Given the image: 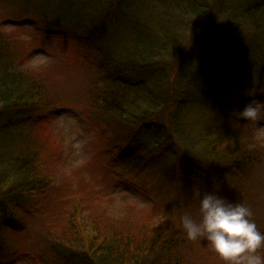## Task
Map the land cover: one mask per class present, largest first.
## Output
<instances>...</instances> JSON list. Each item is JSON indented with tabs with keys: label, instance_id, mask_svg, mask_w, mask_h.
I'll return each instance as SVG.
<instances>
[{
	"label": "rangeland",
	"instance_id": "1",
	"mask_svg": "<svg viewBox=\"0 0 264 264\" xmlns=\"http://www.w3.org/2000/svg\"><path fill=\"white\" fill-rule=\"evenodd\" d=\"M10 1L13 3L8 5L3 4L4 0H0V21L4 17L14 21L20 19L33 21V25L28 23L24 27L17 28L10 25L4 27L0 24L4 41L11 44L9 56L19 61L17 72L13 71V74L22 76L21 70H24L27 76L42 84L44 92L38 100L39 104L33 105L32 102L27 106L33 108L29 110L28 116H37L34 120H24L28 124L25 128L29 136L34 134L33 127L35 130L38 129V140L46 173L54 176L62 182V185L71 183L70 190H72L71 193L68 190L65 201L58 205L52 197L46 207L40 204V197L33 203H22L25 205L24 210L29 212L22 213L21 216L29 221L31 226L25 231L5 235L9 241V248L13 249L16 258L26 252L35 254L34 248L37 246H39L38 252H41L44 248L37 241L42 234V238H46L55 255L65 251L67 253L65 256L68 258L83 251L92 238L99 239L100 242L119 231L133 233L143 230L158 233L162 229H168L170 230L168 234H171L175 228L180 233H184L180 216L185 212H191L194 217L197 215L198 201L195 190L190 191L192 194L184 199L182 196L184 189L176 191L175 186L173 190L167 192L165 179L159 176H156L158 180L155 179L152 169L128 172L127 169L116 167L110 157L118 149L116 144H112L113 132L108 134V140L102 138L99 135V131L103 130L102 125L97 119L95 125L89 123L90 127L87 129L83 127L86 125L83 119L90 113L88 92L92 89L96 71L93 72L90 68L88 70L86 64L78 61L75 47L70 42L61 40L60 36H47V32L49 35L54 34L56 27L53 25V20L43 18V12L41 13L35 6L42 0H34L32 3V0L30 1V6L38 14H42L41 16L22 11L24 6L21 7L20 0ZM46 1L58 3L59 8L63 9L62 14L68 7L71 12L76 6H81L82 15L98 12L99 6L107 2V0ZM187 1L189 0H119L117 5L122 12V23L120 22L118 27L120 30L124 29L123 34H127L126 41L129 44L154 43L156 35L162 42L157 54L159 59L157 58L152 67L154 73L157 72L154 75L157 78L160 75L168 78V83L156 81L153 74L148 73L146 78L149 80L143 78L142 81H149L145 85L147 86L145 89L149 91V99H154L155 103H161L165 99L166 106L172 103V112L176 111V114L186 116L189 122L200 121L208 125L210 117L214 115L222 117L223 113L231 118L233 123L231 130L236 135V143L224 140L209 152L196 149L192 152L198 160L205 159L207 164L205 163L203 170H206L203 174L211 181V185H214L215 181L216 184L224 187L223 189L219 187L222 196L230 201L244 202L250 206L253 211L252 219L257 226L263 225L264 230V120L249 122L237 120L233 115L234 111L242 108L250 99L264 100V62L261 60L263 62L261 65L259 58L253 55L249 62H245L249 64V69L241 65L237 71L243 82L238 89L233 86V82L237 81L233 77V80L229 78L230 76L217 77L212 81V74L207 72L205 62V51L210 50L212 54L220 53L221 56H227L234 53L233 50L237 48L250 52L254 44L257 45L261 40L264 42V0H196V3L200 1L198 4L202 7L197 9L194 15L179 9L180 3ZM245 7L253 14L252 18H254L251 22L244 17L241 18L242 20L238 18ZM63 18L65 19V16ZM44 19L48 21L44 22ZM58 29L67 31L65 27ZM164 29L167 32L162 31ZM229 40H232L231 46ZM263 47L264 44L258 51H262L264 58ZM204 72L208 76L203 91L212 102H216V98L223 102L225 108L221 112L217 108L212 110L207 105L206 110L203 111L197 108L191 109V104L186 106L183 102L179 104L178 98L184 95V88H187L189 82L196 79L206 84ZM139 76L141 75L136 73L128 75L125 81L136 84L139 82ZM152 77L154 84L151 86ZM10 80L13 78L10 77ZM27 81L30 83L31 80ZM146 95L148 96L146 92L141 95V102L146 101ZM175 99H178L176 104ZM206 99L205 96L200 98L203 102ZM162 112L163 110L161 115ZM155 115L150 114L149 119ZM171 121L173 117L168 119L166 117V121L163 120L165 135L172 131ZM191 125L189 124L190 127L193 126ZM193 133L200 134L196 128ZM218 136L219 134H213L212 138L216 139ZM172 145L178 153H184L185 149L188 151L185 146V148L178 147L175 143ZM235 148L243 156L251 153L252 157L249 158L254 159L256 165L245 168L244 165H239L243 160L237 164H233L230 159L224 162V157L236 155ZM208 158L210 161L207 160ZM229 167L232 170L231 178L236 179L233 187L231 184H224L216 175V171ZM42 176L45 177L43 172ZM25 193L23 191L20 195ZM16 195L18 196L5 195L0 199V203L9 204V198L11 201L21 202L23 198L19 194ZM37 201L38 206L35 207ZM9 206L14 208L12 205ZM30 214H33L32 218H29ZM51 217L57 218L58 224L53 223L50 226L51 231L46 235L42 233L39 224ZM61 225H71L72 229L65 234ZM90 230L94 233L90 234L92 235L90 238L88 235L90 241H86L85 234ZM96 230L99 232H95ZM194 242L200 245L199 249L193 247L194 250H198L195 254L198 259H203L205 262H214V260L222 262L208 247L206 240L198 239ZM50 250L48 249L42 258L44 264H53L55 261V256ZM42 261L38 264H43ZM17 264L37 263L25 259L20 263L18 261Z\"/></svg>",
	"mask_w": 264,
	"mask_h": 264
},
{
	"label": "trees",
	"instance_id": "2",
	"mask_svg": "<svg viewBox=\"0 0 264 264\" xmlns=\"http://www.w3.org/2000/svg\"><path fill=\"white\" fill-rule=\"evenodd\" d=\"M20 1L21 7L24 6L22 11L42 15L30 6L31 0ZM118 1L107 0L105 4L99 6L98 12L85 13L84 15L81 13V6H76L71 12L70 7H68L65 9L66 12L62 14L63 9L59 8L58 3H47L46 0L40 1L39 4L35 2V6L41 13L43 12V18L53 20V25L56 27L54 29L59 33L60 39L70 42L75 47V55L78 57V61L86 64L88 70L90 68L91 71L97 73L92 82V89L88 92L90 113L83 119L86 124L83 127L87 129L91 124L95 125L97 119L102 125L103 130L99 131L102 138L108 140V134L113 132L112 144H116L118 149L110 157L117 168L127 169L128 172L152 169L155 179H165L164 184L167 186V189L165 188L167 192L173 190L175 186L176 191L184 189L182 193L184 199L192 194L190 191L195 190L194 193H196L198 187L202 190L212 191L214 185H211V181L206 179L203 174L206 170H203L204 166L207 163L204 161L205 159L199 158L198 160L192 151L196 149L197 151L209 152L215 145L224 140L236 143V135L231 130L233 125L231 118L222 112L224 115L222 117L217 115L210 117L208 125L206 122L200 121L190 120L189 122L186 116L176 114V111L172 112V103L166 106L165 99L161 102L162 104L155 103L152 98L149 99V91L145 89L147 87L145 85L149 81H142L148 73H152L156 81L168 83V78L164 76L160 75L157 78L154 75L157 72L154 73L152 67L158 58L157 54L162 42L156 35L154 43L129 44L126 41L127 34H123L124 29L121 28L120 30L118 27V24L122 23V12L117 5ZM12 3L10 0H4L3 4L10 5ZM198 3L196 0H189L180 3L179 9L194 15L197 13L196 10L202 7ZM66 14L69 20H67ZM252 15L245 7L238 18L242 20L241 18L244 17L248 22H251L254 18ZM6 19L4 17L0 21L4 27H6L4 24ZM43 21L47 22L48 20L44 19ZM12 27L17 28L19 25ZM59 27H65L67 31L58 29ZM162 31L167 32L165 29ZM3 36L4 34L0 31V199L5 195L18 196L16 194L20 195L23 191L26 193L20 195L23 198L21 202L19 200L11 201L9 198V204L0 203L2 207L0 209V264H17L18 261L20 263L25 259L38 264L48 249H51V254L55 256L53 264H222L219 260L205 262L203 259H198L195 255L198 250H194L193 247L199 249L200 245L187 240L185 234L180 233L175 228L171 234H168L170 232L168 229H162L158 233L143 230L133 233L119 231L100 242L99 239L95 238L90 241L89 238L92 236L90 234L94 233L90 230L86 234L84 233L85 240L90 241V243L84 247L83 251L68 258L65 256L67 254L65 251H62L60 255L58 253L55 255L50 244L46 242V238H42V234L40 238L38 237L39 239L37 238L38 244L44 248L41 252H38L39 246H37L34 248L35 254L26 252L16 258L13 249L9 248V241L5 235L25 231L28 226H31V223L21 216L22 213L29 212V210H24L23 206L25 205L22 203L30 204L36 198L39 200L40 197V204L46 207L52 197L55 199V204L58 205V203L65 201L71 183L62 185V182L46 173L41 145L38 140V129L35 130L33 127L34 134L28 135L27 128H25L28 124L24 120H34L37 115L28 116L29 110H33V108L27 106L32 102L33 105L39 104L40 101L38 102V100L44 94L43 86L37 80L27 76L24 70H21L22 76L13 74V71L17 72L16 68L19 67V61L9 56L11 44H7ZM228 43L231 46L232 40H229ZM262 44H264L263 40L259 41L257 45L254 44L250 52L244 49L243 51L238 48L234 49V53L227 56H221L220 53L212 54L210 50L205 51L206 70L212 74V81L217 77L230 76L229 78L232 79L233 77L237 81L233 82V86L238 89V86L243 82L237 71L241 65L243 64L242 67L249 69V64H245V62H249L253 55L264 62L262 51H258ZM212 48L214 50L213 46ZM263 62L261 61V65ZM135 73L141 75L138 83L132 84L125 81L126 76ZM207 76L206 73L204 78L206 84H202L200 80L196 79L191 83L189 82L186 85L187 88H184V95L178 98L179 104L182 102L185 106L191 104V109L197 108L203 111L208 106L212 110L217 108L221 112L225 108L223 102L219 98H216V102H212L203 91L207 85ZM10 77L13 80H10ZM153 77L150 80L151 86L154 84ZM27 80H31L30 83ZM29 90L36 91L31 92ZM144 92L148 94L147 97L145 96L147 98L145 99L146 103L140 101ZM37 93L38 95H36ZM151 93H154L152 88ZM197 93L198 95H196ZM231 94L233 95L234 91ZM164 95L166 96V94ZM201 96L207 98L205 102L200 100ZM178 99L174 100L175 104ZM162 110L163 115H161ZM84 114L86 115L85 112ZM150 114L156 115L149 119ZM169 116L173 117L170 124L172 131L165 135L163 120L166 121V117L168 119ZM189 124L193 126L190 127ZM194 128L198 129L200 134L195 135L193 133ZM213 134H219V136L214 139L212 138ZM174 143L178 147H186L188 151L185 149L184 153L176 152L172 145ZM109 146L111 147V145ZM237 150L235 148L237 156L224 157L223 161L230 159L233 164H237L243 160L242 164L239 163V165H244L245 168L256 165L254 159H250L251 153H246L243 156ZM207 160L210 161L209 158ZM231 171L230 167L223 168L216 171V175L224 184H231L233 187L236 179L231 178ZM42 172L45 177L42 176ZM219 186L221 189L224 188ZM220 191L219 189L221 195ZM34 206H38V201ZM32 217L33 214H30L29 218ZM53 223L58 224L57 218L51 217L39 224L42 233L47 235L51 231L50 226ZM262 227L258 226L259 230L264 233ZM61 229L66 234L72 229V226L61 225ZM95 232H99V230ZM36 240L35 245H37ZM262 250L260 252L264 255V250ZM42 263L44 264L43 261Z\"/></svg>",
	"mask_w": 264,
	"mask_h": 264
},
{
	"label": "clouds",
	"instance_id": "3",
	"mask_svg": "<svg viewBox=\"0 0 264 264\" xmlns=\"http://www.w3.org/2000/svg\"><path fill=\"white\" fill-rule=\"evenodd\" d=\"M233 115L249 122L264 120V100L250 99ZM219 187L214 181L212 191L196 189V217L191 212L180 216L186 239L206 240L222 264H264V233L252 219L251 207L220 195Z\"/></svg>",
	"mask_w": 264,
	"mask_h": 264
}]
</instances>
